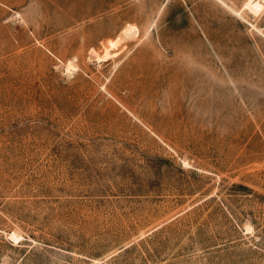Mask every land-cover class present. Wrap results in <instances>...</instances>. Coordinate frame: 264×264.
I'll return each mask as SVG.
<instances>
[{"label": "rangeland", "instance_id": "374dc122", "mask_svg": "<svg viewBox=\"0 0 264 264\" xmlns=\"http://www.w3.org/2000/svg\"><path fill=\"white\" fill-rule=\"evenodd\" d=\"M246 1L0 0V264H264Z\"/></svg>", "mask_w": 264, "mask_h": 264}, {"label": "bare ground", "instance_id": "6f19581e", "mask_svg": "<svg viewBox=\"0 0 264 264\" xmlns=\"http://www.w3.org/2000/svg\"><path fill=\"white\" fill-rule=\"evenodd\" d=\"M264 6V3H263V0H247L246 3L244 4V7L246 8H250L251 10L255 11V12H258L260 11ZM243 7V8H244ZM123 38V37H122ZM125 38V37H124ZM119 39V38H117ZM121 39V38H120ZM119 39V40H120ZM119 40H116L115 41V44H117V41ZM114 43V42H113ZM14 237L17 236V234L13 233L12 234Z\"/></svg>", "mask_w": 264, "mask_h": 264}, {"label": "trees", "instance_id": "16d2710c", "mask_svg": "<svg viewBox=\"0 0 264 264\" xmlns=\"http://www.w3.org/2000/svg\"><path fill=\"white\" fill-rule=\"evenodd\" d=\"M126 249H127V248H126ZM126 249H125V250H126Z\"/></svg>", "mask_w": 264, "mask_h": 264}]
</instances>
